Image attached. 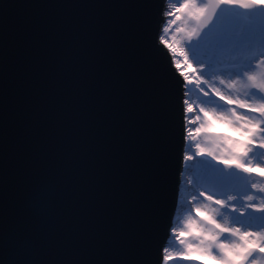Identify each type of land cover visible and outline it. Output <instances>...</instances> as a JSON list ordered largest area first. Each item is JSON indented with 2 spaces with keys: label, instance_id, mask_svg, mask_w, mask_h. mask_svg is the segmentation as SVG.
Listing matches in <instances>:
<instances>
[{
  "label": "water",
  "instance_id": "95a60500",
  "mask_svg": "<svg viewBox=\"0 0 264 264\" xmlns=\"http://www.w3.org/2000/svg\"><path fill=\"white\" fill-rule=\"evenodd\" d=\"M164 11L0 0V264H163L184 150Z\"/></svg>",
  "mask_w": 264,
  "mask_h": 264
},
{
  "label": "snow or ice",
  "instance_id": "6c2138e0",
  "mask_svg": "<svg viewBox=\"0 0 264 264\" xmlns=\"http://www.w3.org/2000/svg\"><path fill=\"white\" fill-rule=\"evenodd\" d=\"M221 5L259 8L264 12V0H212L205 4L184 0L174 11L167 13L171 19L166 22L170 24H176L182 18L179 14L195 21V27L176 29L186 32V40L196 60L194 65L188 53L181 50L183 63L193 70L191 74H184V80L192 84L190 75L195 76L198 86H207V89H199L202 95L211 97L201 103L215 105L211 109L200 107L202 117L193 116L194 106L189 99L183 98L188 94H182L181 103L187 106L188 114L186 139L195 141L202 132L212 133V126L217 121L230 133H214V147L204 148L195 143V151L191 154L187 151L190 145L185 146L183 161L204 158L198 166H193L202 190L191 199L203 198L208 203L194 208L198 219L190 217L186 222L187 233L181 231L177 238L181 244H186L180 237H191L186 251L190 253L195 248L215 264H258L257 257L264 256V183L255 182L254 177L264 176V48L259 54L249 51L253 32L243 27L235 28L232 21L208 28L215 10ZM206 28L208 30L201 36ZM194 39L196 44H192ZM164 43L174 54L177 52L173 44L167 40ZM209 65L221 72L216 79L227 89V94L204 76ZM224 74L227 79L223 78ZM241 88L245 90V98L232 95ZM226 106V112L217 111ZM198 121V126L194 127ZM187 183L192 185L194 180L188 178ZM235 201H240V205ZM169 258L164 257L165 264Z\"/></svg>",
  "mask_w": 264,
  "mask_h": 264
},
{
  "label": "rangeland",
  "instance_id": "374dc122",
  "mask_svg": "<svg viewBox=\"0 0 264 264\" xmlns=\"http://www.w3.org/2000/svg\"><path fill=\"white\" fill-rule=\"evenodd\" d=\"M184 0H175V3L177 6H179L180 3H183ZM197 3L199 4H205L204 0H197ZM221 17L217 24L223 23L224 21H232L233 26L237 29L243 27L246 30H250L253 32V39L252 42L249 44V51H255L257 54L260 53L261 49L264 48V12H261L259 14L255 13V8L253 9H244L239 6H226L221 5ZM181 15V19L176 22V24H170L166 21L170 20L171 18L168 17L166 14L165 21L162 26L161 34H160V41L161 43L169 50L173 63L177 69V71L180 73L182 79H184V74H189V71H193L192 68L188 67L186 64L183 63V56L180 55L181 50L188 53L189 60L195 65L196 60L193 58L191 48L186 40V32H177V28H185L190 29L192 27H195V21L189 20L186 15ZM201 36H203V32H201ZM167 40L169 44H173L177 52L174 54L172 52V49L168 47L167 44L164 43V41ZM197 41L194 39L192 41V44H196ZM203 59V58H200ZM178 62H180L179 67L177 66ZM219 72L216 68L209 65L204 70V76L206 78H209L212 83L215 84L216 87H220L221 91L222 87L219 85L218 80L216 79L217 76H220ZM194 82V86L198 88L197 83L195 82V76L190 77ZM207 87V86H206ZM207 89V88H206ZM244 89L241 88L239 92H233L232 95L236 96L239 95L240 98L244 97ZM225 93L227 94V89H225ZM188 94V93H187ZM193 96L192 94H190ZM211 99V97H204L201 92L193 97V101L196 104V107L198 109L200 107H204L206 109H209V107H215L213 104H203L201 101ZM214 133H225L230 134L229 130L226 128V126L220 124V122H216L212 126V133H204L202 132L194 143H200L202 147L204 148H210L215 146V136ZM186 139V138H185ZM195 147V145H194ZM219 152V150H217ZM200 160L197 161V166L199 165V162L203 160V157H199ZM259 158V156L257 157ZM215 163V162H213ZM223 167V166H221ZM194 170V168H191ZM255 182L257 183H264V178H254ZM242 183H244L242 181ZM199 191V189H197ZM184 192L185 190L182 189ZM185 203H188L190 201L189 198L184 199ZM196 205L192 206L190 210L184 211L182 207H184V203H179V206L177 207V213L174 214L173 220H175V223L173 225L174 231L177 233H180L181 231L187 233L188 229L186 227V222L191 217L192 219H198L195 216L194 208L199 206L203 207L208 202L205 201L203 198H198L195 200ZM234 203L238 204V201H235ZM222 212L225 210L221 209ZM227 215V213H225ZM229 219L231 220V217L229 216ZM173 222V221H172ZM173 231V234H174ZM181 239H184L186 241V244L189 242H192L191 237L185 235ZM231 239V238H229ZM174 241V238L171 237L169 240H167V243L163 250V264H165L164 257L167 255L170 258L167 260V264H215V262L211 261L209 258L205 257L201 254L200 251L196 250L195 248L189 253L186 251V244H181L180 242L177 245L172 244ZM166 250V251H165ZM258 264H264V256H258L257 257Z\"/></svg>",
  "mask_w": 264,
  "mask_h": 264
},
{
  "label": "bare ground",
  "instance_id": "6f19581e",
  "mask_svg": "<svg viewBox=\"0 0 264 264\" xmlns=\"http://www.w3.org/2000/svg\"><path fill=\"white\" fill-rule=\"evenodd\" d=\"M176 7H178V6L175 3V0H165L164 16H166V14L168 12L174 11V9ZM203 34H204V32H203ZM191 73H192V71H189V74H191ZM219 74H221V73H219ZM190 77H194V76L190 75ZM223 78L227 79L228 77H227L226 74H224ZM201 87L207 88L206 85H203V84H200L198 86V88H196L193 83L192 84H188L183 79V88H184L183 93H185V92L188 93V95L186 97H183V98L189 99L190 102L193 104V106H194V112L192 114L193 116L200 115L202 117V113H199V109H198V107H196V104L193 101V97L196 96L197 94H199V92H200L199 89ZM221 87H222V90H224V92H225V88L223 86H221ZM190 94H192L193 96H191ZM221 103H223V102H221ZM186 108H187V106L184 105V111H183V118H184V150H185V146L186 145H190V147H188L187 151H188L189 154H191L192 152L195 151V147H194L195 143L193 141H189V140L185 139L186 138V125H187L186 116L188 115L187 112H186ZM211 108H213V107H209V109H211ZM226 108H227V106L224 109L217 108V111L218 112H220V111H225L226 112ZM198 124H199V121L197 122V125H194V127L198 126ZM184 150H183V152H184ZM182 157H183V155H182ZM198 160H200V158L196 157L192 161L185 162V161H183V158H182V167H181V172H180V181H179L178 193H177V198H176L175 213H177L176 210H177V207L179 206V203H184L185 206L182 207V209L184 211L190 210L192 206L196 205V202L192 201L191 198L194 195H196V193L198 192L197 189H199V191L202 190V185L197 182V178L195 176V170H193L191 168H193L194 165L197 166V161ZM258 171H260V170H258ZM188 178H192L194 180V183L192 185H189L187 183V179ZM254 178H264V176L254 177ZM182 189H184L185 191L183 192ZM185 198H189L190 201L188 203H185V201H184ZM240 203L241 202L238 201L239 205H240ZM175 220H173V222H172L173 225L175 223ZM173 225L170 228L168 240L171 237H173L174 241H173L172 244L177 245L179 243V239L177 238L179 233H177V231L176 232L174 231L175 229H174ZM173 231H174V234H173ZM181 238L182 237H180V239ZM167 243H169V242H167Z\"/></svg>",
  "mask_w": 264,
  "mask_h": 264
}]
</instances>
